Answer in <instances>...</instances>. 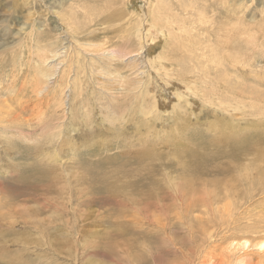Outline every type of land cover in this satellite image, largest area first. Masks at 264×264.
<instances>
[{
    "label": "rangeland",
    "instance_id": "rangeland-1",
    "mask_svg": "<svg viewBox=\"0 0 264 264\" xmlns=\"http://www.w3.org/2000/svg\"><path fill=\"white\" fill-rule=\"evenodd\" d=\"M207 2L241 19L245 33L230 53L245 62V85L264 95V0H0V264H264V154L261 161L253 152L221 160L222 148L210 143L217 129L210 123L231 122L242 136H259L264 153V114L189 116V125L183 116L144 123L128 107L118 117L108 111L130 93L118 85L123 80L142 79V93L159 96L163 81L153 75L163 77V67L180 72L164 60L167 52L201 74L197 56L229 34L224 23L192 25ZM151 17L169 22L175 41L168 35L147 51L159 31ZM51 64L53 82L40 95L39 70ZM136 64L152 65L153 74L137 76ZM172 81L164 87L165 113L185 86ZM58 120L66 121L64 137L51 141L46 126ZM172 135L180 138L176 150L162 144ZM188 150L198 153L194 170L203 174L195 194L172 186ZM256 165L262 174L253 175ZM226 168L234 171L231 181L219 174ZM111 185L121 191L109 194Z\"/></svg>",
    "mask_w": 264,
    "mask_h": 264
},
{
    "label": "bare ground",
    "instance_id": "bare-ground-1",
    "mask_svg": "<svg viewBox=\"0 0 264 264\" xmlns=\"http://www.w3.org/2000/svg\"><path fill=\"white\" fill-rule=\"evenodd\" d=\"M217 1H220V0H217ZM228 2H229V0H228ZM147 3H148V1H147ZM215 6H216V4H215ZM224 6H226V5H224ZM216 7H218V4ZM204 8L201 7L202 11L198 15L197 21H194V24H192V25H196L200 29H208V28H212L216 25L224 23L225 28L229 34H227V36L222 41H219L215 46L207 47L205 53H202V54L197 56V59L200 61L197 63L200 64L202 67V70L200 71L201 74H199L195 68L187 66L186 63L184 61L180 60V58L178 56H176L174 53L168 57L169 54L167 52L166 58L164 60H166V62L172 64V65H170L171 68L174 65H176V66L178 65L180 72L176 73L174 71V73H171L169 71V69H167L166 67H163L164 75H163V77H161L160 76L161 73L159 71H157L158 74L153 75L157 80L156 84L162 83L160 81H163V84H160V87L159 86L157 87V91L159 92V96L153 95L152 99H149V96H151V93L148 90H146L144 92L145 94L142 93V91L140 89H142L144 87L143 80L138 79L139 77H137V76H144L146 73L148 74L149 72H151L153 74V72H152L153 66L151 65V67H150V65H149V70L146 71L147 68L144 69L143 64H141L143 66L140 65L141 67H138V65L136 64V68H138L137 69L138 71H136V73H138L136 78L138 80H131V81L129 80V82H126L123 80V81H120L118 83V85L121 87L130 86V93L129 94L127 93L124 96H121L122 100L119 104L117 103L118 107L116 109L114 108L115 105H111L110 108H108L110 116L118 117L117 112L119 110H122L125 107H128L133 112V114L135 116H139V115L143 116L145 119L144 123H153V121H152L153 119L151 120L150 116H155L154 122H157V121H155V119L159 120L160 116H167V117L168 116H180V117L183 116V118H182V119H184L183 123L186 124V121H187L190 125L189 116H207L208 117V116L213 115V116L217 117V116H221V114H227L228 116H230V115L232 116V113L235 111H238V112H241V113L247 115L249 110L251 111L252 116H260L261 114H264V110L262 108H260V105H262L264 102V95L260 92V90L258 88H256V89L251 88L250 89L248 86L245 85L246 84L245 81L248 80V77L244 75V73H245L244 67H243L244 61L238 57L233 56L230 53V50L233 48V45H234V40L242 39V37L245 33V29L242 27V25L240 23L241 19L234 17L236 13L235 14L229 13L230 16H226V17L224 16L223 17L224 14L221 15V12L219 13L220 10L216 11V9H214L213 3H211V2H209V3L207 2V4H206V8H208V10H206V8L205 9ZM228 8H229V6H228ZM151 18H152V20L150 19L149 21H152V25H151L152 29L158 27L159 31H157L156 33H154L155 31H153L154 34H152V37H153V39H156V40H154V41L151 40V42H150L151 44L147 45V49H146L147 51L148 50L150 51V49H152L154 46L157 47V46L162 45V43L166 40L168 35L171 36V42L175 41V39L173 38L172 33H171V30L173 27L171 26V24L169 22H166V25H164L158 20L157 17H151ZM235 21H237V23H234ZM217 22H219V24H216ZM149 28L151 29V27H149ZM146 41L148 43L149 39H147ZM186 41H187L186 35L182 34L181 36H179V44L178 43H175V44L180 45V47H183V45L186 43ZM251 41H253V40H251ZM165 45H166V42H165ZM163 46H164V44H163ZM141 49H143V48H141ZM177 49H179V48H174V46H173L171 48V51L175 52ZM62 51H65V48H63ZM65 53L66 52H62V54H65ZM133 53H134V51H133ZM130 54H132V52ZM145 54H146V52H145ZM148 55L149 54H146V57H148ZM54 56L55 57L61 56V53L59 52V50L55 53ZM108 58L111 61V58L109 56H108ZM185 58H187V56H185ZM189 58L191 60H195V58L193 56H191ZM47 60L48 59H43V62H46ZM148 61H149V58H148L147 62ZM134 62H136V59L134 60ZM152 62H153V59H152ZM40 70H39L38 75L40 77L41 82L44 84L43 89L39 90V94L41 95V93L46 92L50 88L51 83L53 82L52 80H53V77L55 75V71L53 69V64H51V68L48 71H46L44 68H42V71H40ZM140 71H141V74H140ZM148 75H150V73ZM148 79H150V78H148ZM172 80H174V81L177 80L181 83H184L185 86L179 87L180 93H177L174 95L175 102L171 103V104H174V110L169 112V113H165L167 105H166V98L163 96L164 95L163 92L166 91V89L164 87H166L167 85L168 86L169 85L175 86L174 84H172V82H173ZM41 87H42V85H41ZM167 96H168V94H167ZM167 101H168V99H167ZM198 101H201V107L203 109V111H202L203 113H201V111H200V113L202 115L201 114L199 115L198 113H196V111L198 109L197 107L199 106ZM168 103H169V101H168ZM161 108H165V109L161 111ZM152 110H155V111L152 112ZM69 111H68V113H69ZM161 112L164 115L161 114ZM71 113H72V111H71ZM90 116H92V115H90ZM167 117H165V118H167ZM65 126H66V121L60 122V120H58L57 123H55V124L49 123L46 126L47 136H49L51 141H53L56 137H57V139H61V137H64L63 132L66 129ZM174 127H175L176 132L179 134L180 133L179 126L176 125ZM210 128H214V129L217 128V129H215L216 134H215L214 138L210 141V143H211L212 147L215 146V147H218L219 149L222 148L219 152V159L222 160V159L226 158V159H230L231 161L238 162V161L242 160V158H244L246 156H250L253 153H256V155L258 156L257 161H261L260 157L263 156L264 153L261 149H259L260 144H262L259 136L255 137V138H247L248 136L244 137V136H242V132L240 130L238 131L235 124L231 123V122H229V123L212 122V123H210ZM169 133H170V131H169ZM207 140H209V139H207ZM179 141H180L179 137L172 135L171 139L163 142L162 144L165 146H169V147L173 148L174 150H176L179 148L178 147ZM162 144H160V145H162ZM211 145H210V147H211ZM182 146H184V145H182ZM212 147L210 149H212ZM200 152L203 154L202 151H200ZM216 152H217V150H216ZM142 153H143V151H142ZM166 153H168V152H166ZM149 154H151V153H149ZM159 155H160V153H159ZM183 156H184V154H182L180 156V158L178 159V161L180 162V164L182 165V167L184 169L182 178L177 180V181H173L172 186L174 188H178L179 190H181L183 192H190L191 194H195V193H197V190H198V184L201 183L202 178H203V174L200 171L194 170V168L198 165V153L193 151V150H188V152L185 154L186 158H184V159H188L187 162L181 161V158ZM144 159H145V152H144V154H139L136 157V160H137V162H139V164ZM50 160L52 161V159H50ZM255 164L256 163H254L253 165H255ZM256 166H253V169H252V172H254L253 175H255V173H257V174L261 173L262 174L263 171L260 168H258V166L257 167ZM258 169L260 170V172L258 171ZM245 171L249 172V171H251V169L250 170L245 169ZM232 172L234 173V171H232V169L226 168V169H221L219 171V174L221 176H225V177H228L230 179ZM240 174H241V172H240ZM257 177H258V175H257ZM257 177H256V179H258ZM260 178L262 179V181L264 180L263 179L264 176L260 175ZM225 179H224V181H225ZM231 180L232 179H230L229 181H231ZM243 181H244V179H243ZM214 182L215 183H212V186L215 189H217L218 185H220V182L219 181H214ZM228 185H230V184H228ZM253 185H255V184H253ZM257 185H258V183H257ZM260 185H261V182H260ZM224 187H226V186L224 185ZM49 188L53 189V187H51V186H49ZM226 189H228V188H226ZM108 190H109V194L114 195V194L119 193L121 191V188H118L116 185H111L108 188ZM157 190H159V192H160L161 188H159ZM231 190H232L231 193L234 194L235 193V192H233L234 189L231 188ZM155 193H156V191H155ZM151 194L152 193L149 192V196ZM208 196H210V195H208ZM259 251L261 253H263L262 255H264V243L260 245ZM245 261L243 260L242 264H245Z\"/></svg>",
    "mask_w": 264,
    "mask_h": 264
}]
</instances>
